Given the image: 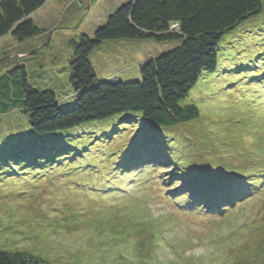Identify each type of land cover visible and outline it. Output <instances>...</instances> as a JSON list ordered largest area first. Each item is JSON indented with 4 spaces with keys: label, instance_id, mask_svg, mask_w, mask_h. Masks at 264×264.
<instances>
[{
    "label": "rangeland",
    "instance_id": "rangeland-1",
    "mask_svg": "<svg viewBox=\"0 0 264 264\" xmlns=\"http://www.w3.org/2000/svg\"><path fill=\"white\" fill-rule=\"evenodd\" d=\"M127 1L45 0L31 15L38 36L23 42L9 36L0 39V76L15 65H25L34 89L51 90L62 99L71 92L69 41L78 40L83 32L91 37L105 14ZM260 3L257 15L224 35L215 72L202 73L185 99L199 113L188 124L191 130L186 126L156 131L161 142L169 140L167 150L177 162L170 169L153 172L154 166L164 165L157 158L142 159L148 154L139 130L122 117L81 128L88 133L69 131L72 137L64 144L53 143L54 152L73 148L67 161L57 153L46 154L42 166L22 171L21 163H12L6 153L20 145L35 146L36 141L26 133L7 150L1 140L24 131L20 127L25 121L18 114L4 116L0 141L5 152L0 151V160L10 158L11 170L0 171V249L28 252L48 264H264V0ZM170 27L171 33L177 30ZM106 45L90 56L100 78L121 75L123 69L111 58L105 60L113 49ZM116 46L130 53L134 44ZM165 46L157 49L172 48ZM151 48L144 47V58ZM127 66L128 75L139 77L137 66ZM131 156L140 160L134 165L137 170H126L127 177L117 168ZM194 161L209 165L205 174L212 165L213 172L221 171L225 177L248 176L254 182L247 184L250 193L222 214L202 208L193 216H179L184 200L170 193L183 184L177 177L167 182ZM246 167L253 170L245 171ZM182 182L192 194L199 190L188 179ZM207 202L212 204L213 199Z\"/></svg>",
    "mask_w": 264,
    "mask_h": 264
},
{
    "label": "trees",
    "instance_id": "trees-1",
    "mask_svg": "<svg viewBox=\"0 0 264 264\" xmlns=\"http://www.w3.org/2000/svg\"><path fill=\"white\" fill-rule=\"evenodd\" d=\"M260 2L129 0L121 3L105 14L89 34L91 37L83 32L78 40L69 41L72 53L68 60L67 78L71 92L62 99L58 100L51 90L34 89L29 84L25 65H15L0 76V120L4 116L18 114L25 121V127H20L25 130L5 136L10 139L5 140L4 137L1 141L8 146L0 141V147L3 145L10 151L15 148L10 149L9 146L16 144V138L28 133L35 139V146L23 148L20 145L16 151L6 153L10 154L14 161L12 163H21L22 171L42 166L46 154L57 153L63 161H67L65 157L74 152L73 148L66 147L63 152H54V142L64 144L65 140L72 137L69 131L79 129V132L72 135H80V131L88 133L81 129L85 125L123 117L122 122L134 124L133 129L139 130V141L148 154L142 159L157 158L164 165L154 166L153 172L161 168L170 169L177 162L170 158L167 150L169 140L161 142L156 131L169 132L186 126L190 128L188 124L196 120L199 113L195 105L185 103V99L197 85L202 73L215 72L217 48L224 35L257 15L261 9ZM44 4L45 0H0V39L9 36L23 42L38 36L40 30L34 25L31 15ZM173 25L177 30L171 33L170 26ZM122 42L134 44L130 47L133 51H119L116 44ZM106 43H109L106 46L111 45L113 49L111 57L107 55L105 60L111 58V61L121 64L123 69L121 75L100 78L90 56ZM161 44H166L165 48L171 45L172 48L159 52L161 50L157 46ZM141 45L152 47L145 58L144 47ZM128 56L130 58L125 62L123 59ZM127 65L138 67V78L134 74L128 75L130 69ZM191 134L188 132L189 138ZM1 135L4 133L0 132ZM228 147L224 150L227 151ZM0 151L5 152L3 147ZM28 153L35 155L30 156ZM8 159L0 160V171L3 173L11 170L7 166L10 162ZM139 160L136 156L128 157V161L118 166L117 172L128 177L126 170H137L134 165ZM206 166L209 165L205 162L194 161L192 166L184 165V171H175L168 180L167 183L177 177L176 181L178 179L177 182L183 184L178 189L173 185V193L168 190L172 197L185 201H181L182 208L195 209L196 213L203 212L202 208H205L212 213L222 214L250 193L247 184L254 182L248 181V176L225 177L221 171L213 172L215 169L212 165V171L205 174ZM244 170L253 169L246 167ZM115 176L116 173L111 179H115ZM186 179L192 181V188L199 187L196 193L192 194L187 187L188 183L182 182ZM209 198L213 199L212 204L207 202ZM0 264L48 263L28 252H6L0 249Z\"/></svg>",
    "mask_w": 264,
    "mask_h": 264
},
{
    "label": "bare ground",
    "instance_id": "bare-ground-1",
    "mask_svg": "<svg viewBox=\"0 0 264 264\" xmlns=\"http://www.w3.org/2000/svg\"><path fill=\"white\" fill-rule=\"evenodd\" d=\"M254 83V82H253ZM96 125V124H95ZM96 127V126H95Z\"/></svg>",
    "mask_w": 264,
    "mask_h": 264
}]
</instances>
